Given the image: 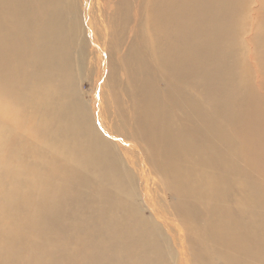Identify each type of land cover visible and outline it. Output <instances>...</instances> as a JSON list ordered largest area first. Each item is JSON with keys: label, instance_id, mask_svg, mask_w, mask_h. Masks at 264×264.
Instances as JSON below:
<instances>
[{"label": "bare ground", "instance_id": "bare-ground-1", "mask_svg": "<svg viewBox=\"0 0 264 264\" xmlns=\"http://www.w3.org/2000/svg\"><path fill=\"white\" fill-rule=\"evenodd\" d=\"M0 118L86 264H264V0H0Z\"/></svg>", "mask_w": 264, "mask_h": 264}, {"label": "rangeland", "instance_id": "rangeland-1", "mask_svg": "<svg viewBox=\"0 0 264 264\" xmlns=\"http://www.w3.org/2000/svg\"><path fill=\"white\" fill-rule=\"evenodd\" d=\"M86 85L84 92L89 89ZM0 122L10 125L6 120ZM0 148V264H86V225L99 215L96 209L81 207L70 214L76 237L56 230L57 226L40 216L39 188L32 175L23 168L22 177L13 183L1 168L7 140Z\"/></svg>", "mask_w": 264, "mask_h": 264}]
</instances>
